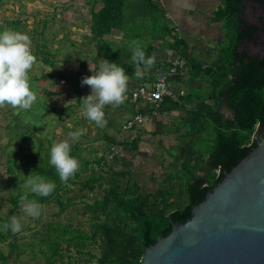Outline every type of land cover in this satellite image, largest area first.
Wrapping results in <instances>:
<instances>
[{"label":"trees","instance_id":"trees-1","mask_svg":"<svg viewBox=\"0 0 264 264\" xmlns=\"http://www.w3.org/2000/svg\"><path fill=\"white\" fill-rule=\"evenodd\" d=\"M84 1L90 7L91 35L97 38L109 35L113 30H120L126 36L125 27L128 24L145 26L149 34L157 23L166 20V12L159 0ZM248 2L264 5V0H222L214 11L211 22L227 29V43L215 50L214 57L209 56L211 58L207 61L200 60L198 56L203 53L197 52L196 56L192 46L180 37L175 27H169L166 22L160 36L153 38L150 34L152 39L164 41L166 51H174L175 57L183 59L180 73L171 80L181 81L183 71H188L190 77L187 81L203 78L209 86V90L196 89L187 95L176 93L171 88L174 96H165L158 104L139 101L137 104L141 106L132 111L133 116L138 113L146 116L153 113L171 114L175 110L186 111L182 126L187 128L184 133L189 140L171 165L176 166L178 171L173 174L164 172L162 179L165 183L162 182V189L155 194L147 191L128 167L114 168L103 156L84 160L87 177L82 185L94 194L93 202L87 203L84 210V214H91L90 229L86 231L70 225L54 228L55 234L48 237L47 243L49 264L63 259V242L67 243L68 250L74 248L78 254L90 249L91 245L99 244L100 254L90 253L92 259H89H96L97 264H140L145 249L154 244L158 237L168 235L174 224L188 221L192 217V209L206 198L225 173L257 146L258 141H253L254 133L259 131L264 134V52L251 53L246 48L248 42L256 40L258 33V27L246 18ZM140 45L148 56H152L155 50L153 44L147 48ZM41 47L38 46L37 50L40 59L56 68L51 54L46 52L47 44L42 43ZM107 48L108 61L117 63L126 70L127 75L133 77L135 65L131 60V49L121 56L109 45ZM155 63L154 72L158 69L165 71L171 65L164 60ZM222 107L231 114L225 115ZM43 109L45 115L50 111L45 105ZM203 133H209L213 138V144L205 152L197 144ZM106 141L113 146L130 145L138 151L143 135L137 134L132 140H118L115 135L107 134ZM33 158L36 172L55 181L56 189L52 197L62 204L60 191L63 183L49 163L50 153L41 157L39 163L35 155ZM178 161H181L179 165ZM21 168L23 162L19 161L16 153L8 159L7 170L12 176L13 189L9 197L11 208L1 218L2 225L18 212L21 195H33L24 192V180L15 181L14 171ZM217 170L220 172L215 175ZM184 178L188 202L182 206L180 199L175 196V186ZM17 235H13L10 230L0 231V241L10 237L17 241ZM15 241L9 243L13 250L18 245ZM8 257L9 254L0 251L1 264H8ZM70 259H73L70 264H77L76 259Z\"/></svg>","mask_w":264,"mask_h":264},{"label":"rangeland","instance_id":"rangeland-1","mask_svg":"<svg viewBox=\"0 0 264 264\" xmlns=\"http://www.w3.org/2000/svg\"><path fill=\"white\" fill-rule=\"evenodd\" d=\"M89 18L90 7L84 0H0V31L5 28L26 33L31 39L33 47L31 50L33 54L37 53V56L38 46L42 49V43H46V52L49 51L50 58L57 68L56 70L46 64L40 56L37 58L29 71V79L39 103H35L29 112L7 104L0 106V231H3L1 218L11 208L9 197L13 184L12 176L7 170L8 159L18 154L19 161L23 162V168L15 169L13 176L15 181L24 180V176L36 172L34 155L39 163L41 157L50 153L54 142L67 139L70 131L83 130V135L72 143L70 153L79 160L80 167L67 184H62L60 191L62 204L54 199L52 194L48 196L49 199L29 196V199H36L43 205L41 216L37 219L24 217L19 204L20 208L15 216L24 218L22 233L17 235V241L13 237L0 241V251L9 254L8 264H49L48 237L55 234L54 228L59 225H70L89 231L91 214H84V210L87 203L93 202L94 194L82 185L87 177L84 172V160L103 156L114 168L128 167L147 191L158 194L164 185L162 183L164 172L169 171L173 174L178 171L176 166L171 165L176 161L177 155L183 152L189 140L184 133L187 128L182 126L185 110L143 116V121L135 128L122 129L123 122L133 116L132 111L141 106L129 101L131 91L135 90L137 85L140 86L141 82L143 85L144 79L146 82L150 81L147 83L149 84L156 78L158 70L155 74L152 71L155 64L150 69H144V76L137 83H129L122 105L109 104L103 108L107 121L103 127H98L95 122L85 118L80 102L81 98L91 94L92 90L87 85L82 86L81 82L85 76L93 75L90 71L91 66L93 69L97 66L98 71L99 61L108 60V45L123 56L129 49V42L138 39L146 48L153 44L155 50L152 55H155L156 59L169 61L175 55L174 51L170 54L168 50L165 52L162 50L166 48L163 40H154L150 36V34L153 38L160 36L164 29L163 24L166 22L167 25L175 27L174 22L169 23L166 20L157 23L149 34L145 26L128 24L125 27L126 36L120 42L123 35L120 30H113L111 34L98 38L87 34ZM246 18L249 23L258 27L256 40L248 42L246 48L251 53H262L264 5L248 2ZM207 30L209 33L203 37L207 39V45H203L201 50L203 54L200 56L195 54L202 61H207L211 58L209 56L217 52L214 50L227 43V29L222 28L221 24L211 23ZM180 36L186 39L185 42H192L188 34L182 32ZM35 76L42 78L38 80ZM189 77V72L183 71L181 81L171 80V88L176 93L184 95L196 89L209 90L203 78L187 81ZM43 104L50 110L46 115ZM222 112L225 115L231 114L225 107H222ZM144 129H148L146 130L148 133H144ZM107 134L115 135L118 140H132L137 134H142L144 142L139 144V150L135 151L130 145L122 147L110 145L106 141ZM208 134L203 133L202 138L197 141L198 147L204 152L213 144L212 135ZM180 162L178 161V165ZM219 172L217 170L215 175ZM185 182L184 178L175 186L177 192L175 196L180 199L182 206L188 202ZM23 190L30 193L24 187ZM14 241L18 244L15 250L9 245ZM62 251L63 259L50 264H70L73 261L71 257L76 259L77 264H97L96 259L89 260L92 259L90 253L100 254L99 244L91 245L90 249L78 254L74 248L68 250L67 243L63 242Z\"/></svg>","mask_w":264,"mask_h":264},{"label":"water","instance_id":"water-1","mask_svg":"<svg viewBox=\"0 0 264 264\" xmlns=\"http://www.w3.org/2000/svg\"><path fill=\"white\" fill-rule=\"evenodd\" d=\"M258 133L257 146L188 221L145 249L140 264H264V134Z\"/></svg>","mask_w":264,"mask_h":264},{"label":"clouds","instance_id":"clouds-1","mask_svg":"<svg viewBox=\"0 0 264 264\" xmlns=\"http://www.w3.org/2000/svg\"><path fill=\"white\" fill-rule=\"evenodd\" d=\"M129 48L132 51L131 60L135 65L134 75L136 78H141L142 66L143 69L152 68L156 57L148 56L138 40H131ZM36 61L37 57L31 50V39L26 33L12 29L0 32V106L7 104L13 108L32 109L37 102V94L32 91L29 71ZM96 68L93 69L91 66L90 71L93 75L82 79V86L87 85L92 91L91 94L81 98L80 104L85 118L95 122L98 127H103L107 123L103 108L109 104L120 106L124 103L125 93L132 77L127 75L126 70L117 63L106 59L99 61L98 71ZM81 135L83 130L70 131L67 139L54 142L51 146L49 163L54 167L63 184H67L80 167L79 160L70 153L72 143ZM24 180L23 187L34 196L46 198L56 189L55 181L41 176L38 172L24 176ZM19 203L24 217L37 219L41 216L43 205L36 199H29L28 195L24 194L20 196ZM23 219V217L11 216L2 228L5 232L10 230L13 235L20 234L23 230Z\"/></svg>","mask_w":264,"mask_h":264},{"label":"crops","instance_id":"crops-1","mask_svg":"<svg viewBox=\"0 0 264 264\" xmlns=\"http://www.w3.org/2000/svg\"><path fill=\"white\" fill-rule=\"evenodd\" d=\"M160 4L163 6L165 12H166V20L170 22H174L175 24V30L178 31V33H186L188 34L189 38H191L192 42L189 44L192 46L193 53L201 52L203 49V45H207V39L205 40L203 37H205L209 31L207 30V27L209 24H211V17L213 16L214 11L221 5L222 0H159ZM91 18V16H90ZM89 18V20H90ZM165 20V21H166ZM2 23V21H1ZM219 24V23H218ZM3 25V24H2ZM171 27V25H168ZM6 30L5 28L2 29L3 32ZM182 31V32H180ZM87 34H91L90 31V24H89V30ZM107 36V35H105ZM104 37V36H103ZM124 34L120 37V42L123 41ZM182 38V36H180ZM184 38V37H183ZM186 41V39H184ZM107 42V41H106ZM32 47V46H31ZM216 47V46H215ZM33 48V47H32ZM165 52V49H162ZM215 51V50H214ZM36 55V53H34ZM171 54V52H170ZM36 55V57L38 58ZM175 55L171 58V60L167 61L168 64L173 61V58ZM214 57V55H213ZM166 61L165 59H156V61ZM160 63V62H159ZM156 66V63H155ZM143 75L144 76V69ZM159 70V69H158ZM156 72V71H155ZM154 72V74H155ZM157 74V73H156ZM157 76V75H156ZM38 76H35V79H37ZM141 78H136L135 75L132 77L129 83H137ZM155 79L151 81V83L147 84L146 80H143L142 82L135 89L141 87V86H150ZM148 116V115H146ZM151 116V115H149ZM148 129H144V133H146ZM148 133V132H147ZM144 142V135H143V141ZM141 142V143H142ZM140 143V144H141Z\"/></svg>","mask_w":264,"mask_h":264},{"label":"built area","instance_id":"built-area-1","mask_svg":"<svg viewBox=\"0 0 264 264\" xmlns=\"http://www.w3.org/2000/svg\"><path fill=\"white\" fill-rule=\"evenodd\" d=\"M182 65L183 59L179 56H176L167 70H159L154 82L150 86H141L135 90H132L128 98L129 101L135 104H137L139 101L142 103L151 102L158 104L165 96H174L170 85L171 78L180 73V68ZM142 121L143 115L138 113L124 121L122 124V129L130 130Z\"/></svg>","mask_w":264,"mask_h":264},{"label":"flooded vegetation","instance_id":"flooded-vegetation-1","mask_svg":"<svg viewBox=\"0 0 264 264\" xmlns=\"http://www.w3.org/2000/svg\"><path fill=\"white\" fill-rule=\"evenodd\" d=\"M258 132H259V131H258ZM258 134H259V135H258L259 137L262 135L260 132H259Z\"/></svg>","mask_w":264,"mask_h":264}]
</instances>
